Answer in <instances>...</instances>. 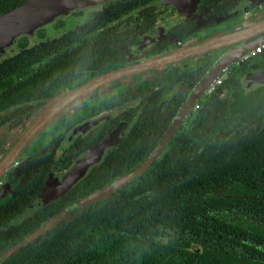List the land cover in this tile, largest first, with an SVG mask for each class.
Masks as SVG:
<instances>
[{"label": "flooded vegetation", "instance_id": "flooded-vegetation-1", "mask_svg": "<svg viewBox=\"0 0 264 264\" xmlns=\"http://www.w3.org/2000/svg\"><path fill=\"white\" fill-rule=\"evenodd\" d=\"M262 14L264 0H105L58 16L33 36H18L0 61V188L9 185V193L0 196V264H7L21 246L4 258L10 247L40 227L31 222L27 231L31 217L8 223L21 211L16 191L23 171L31 162L47 163L50 150L51 172L67 166L91 142L118 126L127 129L133 123L131 133L143 117L144 128H138L142 132L137 136L151 138L152 144L141 143L144 158L98 187L102 189L134 171L160 146L147 168L168 151L196 154L202 147L196 140L200 135L214 137V131H219L214 120L236 101L238 92L264 106V81L252 77L264 70V31L244 34L242 46L235 38L215 48L200 46L205 40L245 29ZM236 48L228 57L233 62L213 67ZM113 71H118L116 77L101 81L72 111L38 131L5 162L4 157L52 100ZM210 71L216 72L214 78L201 84ZM195 93L200 95L190 100ZM253 111L250 108L248 114ZM255 114L252 121L264 122V109ZM92 119L96 122L90 123ZM62 142L68 145L54 160ZM139 175L111 192L131 185Z\"/></svg>", "mask_w": 264, "mask_h": 264}, {"label": "trees", "instance_id": "trees-1", "mask_svg": "<svg viewBox=\"0 0 264 264\" xmlns=\"http://www.w3.org/2000/svg\"><path fill=\"white\" fill-rule=\"evenodd\" d=\"M20 1L0 0V13ZM251 97L238 92L214 120V137L196 140L202 145L196 154L168 151L131 185L76 205L144 158L141 143L152 139L137 136L144 128L139 119L85 179L29 216L27 231L31 222L41 226L60 217L7 264H264V122L251 120L264 106ZM250 108L255 113L249 115ZM49 152L47 163L31 162L23 171L17 210L50 173Z\"/></svg>", "mask_w": 264, "mask_h": 264}, {"label": "water", "instance_id": "water-1", "mask_svg": "<svg viewBox=\"0 0 264 264\" xmlns=\"http://www.w3.org/2000/svg\"><path fill=\"white\" fill-rule=\"evenodd\" d=\"M103 1L105 0H22L9 9L2 11L0 13V61L2 60L6 50L13 49L18 36H33L38 28L48 24L56 17L67 15L74 10L97 5ZM263 31L264 14L259 16L256 20H253L252 24H248L245 29L228 32L224 35L205 40L200 46H203L204 49L209 46H213L212 48H215L225 43H220L224 40L235 38L241 41V38L244 34H258L262 33ZM240 45H243V41H241ZM237 49L238 48L227 52L225 54L226 58L221 56L215 62L213 67H223L226 64L233 62V60H228V57L232 51L235 52ZM167 63H169V60ZM215 73L216 72L212 74L210 71V73L206 74L201 80V84L204 85L209 79H213ZM117 75L118 71H113L106 75L99 76L77 87L76 89L69 91L67 94L61 95L52 100L48 107L44 109L43 114L39 115L36 120L33 121V123L20 137L15 147L4 157L5 162L14 158L16 154L38 131H40L42 128H45L46 125L58 120L66 113L72 111L79 102L78 100L87 95L90 91L94 90L101 81L116 77ZM252 77L257 81H264V70L254 73ZM195 94L190 97V100L193 99V96L198 97L200 95H198V93L196 95ZM92 122L94 123L96 120H90V123ZM132 125L133 123L127 129H123L122 126H118L109 132L103 139L91 145L83 154L74 157L67 166L58 167L52 170L45 177L42 187L34 199L20 213L10 219L8 224L15 225L17 223H21L25 218L35 214L49 201L58 198L80 180L85 179L94 167L101 164L104 158L119 146L120 142L130 133ZM171 131L172 129H170L169 132ZM67 145L68 144L64 142L61 143L55 152L54 160H56L58 155L63 152V146L66 147ZM160 148L161 146L158 147L157 151L147 158L145 162L138 166L134 171L119 177L105 188L97 189L87 194L78 200L76 205H83L91 200L97 199L102 194L109 193L114 187L121 186L123 183H127L129 180L135 178L139 173L143 172L147 168L150 161H152L157 156V153H159ZM1 171L2 169H0V172ZM70 207H73V205ZM59 217V215H56L37 229L31 231L24 239L10 247L5 252L4 258L7 257L9 253L16 251L26 242L31 241L38 237L41 233L50 230L53 226V222ZM156 239L162 241L163 237L157 236ZM196 250H201V247L199 246L195 249V251Z\"/></svg>", "mask_w": 264, "mask_h": 264}, {"label": "rangeland", "instance_id": "rangeland-1", "mask_svg": "<svg viewBox=\"0 0 264 264\" xmlns=\"http://www.w3.org/2000/svg\"><path fill=\"white\" fill-rule=\"evenodd\" d=\"M258 17H259V16H258ZM8 186H9V185H5L4 187H1V188H0V196L9 193Z\"/></svg>", "mask_w": 264, "mask_h": 264}, {"label": "built area", "instance_id": "built-area-1", "mask_svg": "<svg viewBox=\"0 0 264 264\" xmlns=\"http://www.w3.org/2000/svg\"><path fill=\"white\" fill-rule=\"evenodd\" d=\"M263 45H264V44H263ZM260 47H261V46H259V47L257 48L258 51L260 50Z\"/></svg>", "mask_w": 264, "mask_h": 264}]
</instances>
